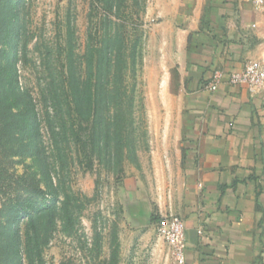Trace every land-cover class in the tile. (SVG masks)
Here are the masks:
<instances>
[{
  "label": "rangeland",
  "instance_id": "1",
  "mask_svg": "<svg viewBox=\"0 0 264 264\" xmlns=\"http://www.w3.org/2000/svg\"><path fill=\"white\" fill-rule=\"evenodd\" d=\"M198 1L0 0V264H175L158 225L178 194L182 104L160 70ZM133 188L168 209L154 227L130 225Z\"/></svg>",
  "mask_w": 264,
  "mask_h": 264
},
{
  "label": "crops",
  "instance_id": "2",
  "mask_svg": "<svg viewBox=\"0 0 264 264\" xmlns=\"http://www.w3.org/2000/svg\"><path fill=\"white\" fill-rule=\"evenodd\" d=\"M176 18L181 28L164 40L160 72L182 104V169L170 210L185 223L187 264H264V90L205 89L216 70L264 59V10L253 0H199ZM129 191L135 229L168 213Z\"/></svg>",
  "mask_w": 264,
  "mask_h": 264
},
{
  "label": "built area",
  "instance_id": "3",
  "mask_svg": "<svg viewBox=\"0 0 264 264\" xmlns=\"http://www.w3.org/2000/svg\"><path fill=\"white\" fill-rule=\"evenodd\" d=\"M257 9L264 10V0H253ZM224 83L232 86H245L251 93L264 90V59L247 62L240 71L226 74L216 70L205 89L216 92ZM158 232L167 242L175 264H187V233L183 219L178 215H170L158 225Z\"/></svg>",
  "mask_w": 264,
  "mask_h": 264
},
{
  "label": "trees",
  "instance_id": "4",
  "mask_svg": "<svg viewBox=\"0 0 264 264\" xmlns=\"http://www.w3.org/2000/svg\"><path fill=\"white\" fill-rule=\"evenodd\" d=\"M100 1L102 4H104L107 8L112 9L113 4L111 3V0H98ZM105 21H103L104 24ZM105 26V24H104ZM108 25H106L105 27H107ZM78 63H75L74 61H70V72L68 73L69 75V80L70 83L69 85L71 86V91L74 95V111L69 113V120H70V129H71V134L73 137V141L75 143V145L78 148V152H86L87 148H88V140L89 138L86 137V132L84 130V123L87 121L86 120V114L84 112V107H83V103L81 100V93L82 91L80 90V86H79V74L77 71V66ZM112 65H109L110 68V72L112 70ZM118 74H120V70L118 71ZM107 93V90L104 89L103 91V98H104V102H105V98L109 99L110 95ZM107 103V102H106ZM111 116L110 114L107 116H104V118H102V122L101 125L103 123L107 124L108 126L111 125L112 123ZM114 123V121H113ZM96 132L94 131V134ZM88 138V139H87ZM93 159L90 160L89 163V167L91 168L93 166Z\"/></svg>",
  "mask_w": 264,
  "mask_h": 264
}]
</instances>
